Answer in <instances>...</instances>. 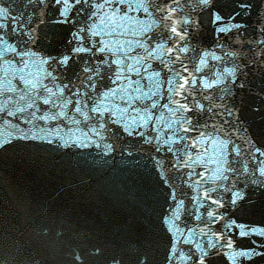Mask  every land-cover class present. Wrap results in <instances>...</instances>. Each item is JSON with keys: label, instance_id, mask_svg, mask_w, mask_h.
<instances>
[{"label": "snow or ice", "instance_id": "snow-or-ice-1", "mask_svg": "<svg viewBox=\"0 0 264 264\" xmlns=\"http://www.w3.org/2000/svg\"><path fill=\"white\" fill-rule=\"evenodd\" d=\"M55 25L67 35L50 50ZM250 75L264 77V0H0V151L107 163L116 141L150 149L160 211L145 246L165 240L163 264H264V223L237 216L264 196V139L236 98L247 89L261 111Z\"/></svg>", "mask_w": 264, "mask_h": 264}]
</instances>
